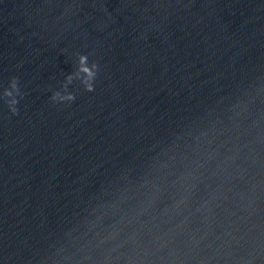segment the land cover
Returning a JSON list of instances; mask_svg holds the SVG:
<instances>
[{"label": "water", "instance_id": "water-1", "mask_svg": "<svg viewBox=\"0 0 264 264\" xmlns=\"http://www.w3.org/2000/svg\"><path fill=\"white\" fill-rule=\"evenodd\" d=\"M0 264H264V0H0Z\"/></svg>", "mask_w": 264, "mask_h": 264}, {"label": "clouds", "instance_id": "clouds-1", "mask_svg": "<svg viewBox=\"0 0 264 264\" xmlns=\"http://www.w3.org/2000/svg\"><path fill=\"white\" fill-rule=\"evenodd\" d=\"M80 62H81V71H83V72H85V73H87V75H88V78H89V80L94 76V73L92 72V71H90L87 67H83V65L85 64V62H86V57H81L80 58ZM93 68H95V65H93ZM86 87H87V90L88 91H92L93 89H92V85L90 84V83H87L86 84ZM57 97H59L61 100H63V99H68V100H72V99H74V97L73 96H71V95H69V96H67V97H60L59 96V93H56V94H54V96H53V100H55V99H57Z\"/></svg>", "mask_w": 264, "mask_h": 264}]
</instances>
